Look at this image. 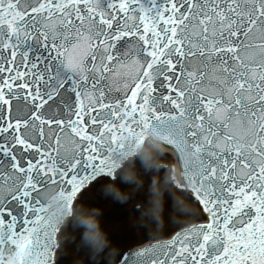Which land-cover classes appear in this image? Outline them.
Segmentation results:
<instances>
[{
  "label": "snow or ice",
  "instance_id": "obj_1",
  "mask_svg": "<svg viewBox=\"0 0 264 264\" xmlns=\"http://www.w3.org/2000/svg\"><path fill=\"white\" fill-rule=\"evenodd\" d=\"M161 147L201 222L113 264H264V0H0V264H60L77 195Z\"/></svg>",
  "mask_w": 264,
  "mask_h": 264
},
{
  "label": "rangeland",
  "instance_id": "obj_2",
  "mask_svg": "<svg viewBox=\"0 0 264 264\" xmlns=\"http://www.w3.org/2000/svg\"><path fill=\"white\" fill-rule=\"evenodd\" d=\"M161 162L167 163L164 160ZM169 175L160 165L151 176H145L139 167H134L131 178L123 179L115 192L108 190L107 186H101L99 191L93 187L86 192L78 204L75 220L68 224L62 235L64 250L59 253L60 264H88L78 250L81 241L91 245L96 264H113L116 251L132 248L141 243L144 236H168L175 229L169 225L176 226L182 222L178 214H183L184 222L198 219L196 207L171 187ZM130 199L137 203L143 200L147 204L145 212L133 210V206L126 203ZM94 203L104 207L103 212L91 214L90 208ZM121 205L124 207L121 208ZM80 210L91 214L99 242L92 239L87 224H80Z\"/></svg>",
  "mask_w": 264,
  "mask_h": 264
},
{
  "label": "clouds",
  "instance_id": "obj_3",
  "mask_svg": "<svg viewBox=\"0 0 264 264\" xmlns=\"http://www.w3.org/2000/svg\"><path fill=\"white\" fill-rule=\"evenodd\" d=\"M124 179H126V177ZM54 207L56 208L57 211H61L58 204H54ZM75 211H77V210L73 209V212H75Z\"/></svg>",
  "mask_w": 264,
  "mask_h": 264
},
{
  "label": "bare ground",
  "instance_id": "obj_4",
  "mask_svg": "<svg viewBox=\"0 0 264 264\" xmlns=\"http://www.w3.org/2000/svg\"><path fill=\"white\" fill-rule=\"evenodd\" d=\"M163 154H166V153L164 152ZM90 187H91V186H90ZM90 187H89V188H90ZM85 192H86V191H84V192L81 194V197H82V195H83ZM81 197H80V198H81ZM80 198H79V199H80Z\"/></svg>",
  "mask_w": 264,
  "mask_h": 264
}]
</instances>
